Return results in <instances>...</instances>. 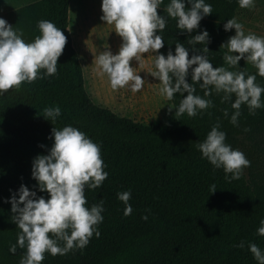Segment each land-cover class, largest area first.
<instances>
[{"label": "trees", "instance_id": "trees-1", "mask_svg": "<svg viewBox=\"0 0 264 264\" xmlns=\"http://www.w3.org/2000/svg\"><path fill=\"white\" fill-rule=\"evenodd\" d=\"M169 2L163 0L158 9L167 20L159 33L164 39L159 51L166 56L181 43L189 48L191 58L188 41L206 29L209 60L214 67L228 69L223 59L227 48L221 45L234 29L225 31L223 25L264 7V0H255L251 9L240 8L237 0H206L213 13L189 34L177 29L176 20L163 11ZM69 10L70 0H37L0 15L23 32L26 42L40 35V20L53 22L67 37L55 75L22 83L0 95V264H19L25 252L19 247L15 254L9 251L20 230L11 220V203L5 199L21 184L47 198L48 193L40 192L32 178L33 159L48 154L54 142L49 139L52 129L67 125L79 128L100 145L108 177L95 190L86 187L85 195L86 207L103 201L104 220L98 225L100 236L94 233L85 248L56 256L46 252L42 264H257L248 244L264 250V236L257 235L264 219V108L250 114L247 105H242L239 126H234L231 101H222L224 94L214 90L204 97L199 84L195 94L210 99L213 106L194 117L180 116L176 127L146 124L96 103L87 90L69 31ZM195 47L203 49L205 44ZM187 79L191 83L190 75ZM256 83L264 86V77L257 75ZM182 98L176 93L173 105L178 107ZM235 98L233 94L232 101ZM50 106L61 108L55 125L42 114ZM217 123L226 133V143L251 162L240 179L226 178L223 169H214L196 148ZM213 184L217 190L211 193ZM128 190L133 211L125 216V205L117 194ZM145 214L147 220L142 219ZM241 241L245 247H236Z\"/></svg>", "mask_w": 264, "mask_h": 264}, {"label": "clouds", "instance_id": "clouds-1", "mask_svg": "<svg viewBox=\"0 0 264 264\" xmlns=\"http://www.w3.org/2000/svg\"><path fill=\"white\" fill-rule=\"evenodd\" d=\"M237 3L240 8L251 9L255 0H237ZM162 4L163 0H102L101 20L114 26L122 43L116 54L111 50L99 54L92 51V64L98 75L107 77L111 89L141 91L147 78L139 73L146 71L159 81L158 88L154 89L159 96L168 101H172L176 93L183 97L178 107L169 105V111L176 109L177 118L184 114L194 117L212 107V101L204 97L210 96L213 90L224 94L222 101H231L235 111L230 122L234 126H239L242 105H247L250 114L264 108V86L256 83L257 75L264 77V37L251 32L245 34L243 25L235 18L228 19L223 25L225 31L235 29V35L221 45V48H227L223 55L225 63L235 67L244 59L257 69L256 74L214 67L207 56L209 33L206 29L188 41L193 50L191 58L189 48L181 43H176L174 53L169 50L165 56L159 51L164 47V39L159 33L167 24L165 16L158 12ZM163 11L176 20L177 29L189 34L200 27L205 16L213 13L206 0H170ZM37 27L40 35L32 42H26L21 30L14 29L0 17V95L19 88L22 83H33L38 78L57 73L58 59L67 37L49 20L38 21ZM197 44H205V47L197 49ZM145 53L154 54L150 63L145 61ZM133 59L138 62V67L130 63ZM189 75L191 83L187 79ZM196 84L204 90V97L195 94ZM42 114L55 125L61 108L46 107ZM224 116L229 117L228 109L224 110ZM53 138L48 154L37 155L32 163V178L37 181L40 192L48 193L47 198L21 184L10 198L5 199L11 203V220L20 230L9 251L15 254L17 247L25 250L19 264H42L46 252L52 256L64 255L73 248H85L94 233L97 238L100 236L98 225L104 220L103 201L89 208L85 195L86 187L95 190L108 177L100 145L72 125L54 127L49 136V139ZM196 148L214 169L222 168L228 179H240L243 169L251 164L241 150L226 143V133L220 130L219 123ZM216 190V186L211 185V193ZM117 198L125 205L124 215H130L133 211L129 203L131 190L118 193ZM142 219L147 220L148 216L145 214ZM257 235L264 236V219L260 220ZM61 241L63 246H60ZM235 246L244 248L245 242ZM248 249L257 264H264V250L255 243H249Z\"/></svg>", "mask_w": 264, "mask_h": 264}, {"label": "rangeland", "instance_id": "rangeland-1", "mask_svg": "<svg viewBox=\"0 0 264 264\" xmlns=\"http://www.w3.org/2000/svg\"><path fill=\"white\" fill-rule=\"evenodd\" d=\"M34 1L37 0H0V15ZM97 1L102 2V0H71V3L74 4L73 6L76 8V13L80 15V19H84L86 14L91 13L93 7L98 9ZM93 2L95 4H92ZM237 22L243 25L245 34L251 32L264 37V7L255 8L252 14L241 18ZM113 27L104 31H96V33H93L92 30L87 33L81 30V34L77 30L74 32L76 37L80 39L77 51L83 65L86 87L92 98L102 106L115 108L120 113L129 115L135 120L146 124H161L167 127L179 126L180 121L175 116V108L169 111V105H173V102L159 96L154 91L159 86V81L156 78L141 71L139 74L147 78L145 86L141 91L132 93L126 88L112 90L107 77L100 76L94 71L95 65L92 64L94 54L92 51L99 54L102 51L111 50L113 54H116L120 49L122 39L116 34ZM232 35H235V29L232 31ZM144 55L145 61L149 63L154 59L153 54L148 55L145 53ZM130 63L133 67H138V62L135 59ZM239 63L240 65L229 67V70L236 72L241 69L257 70L251 63L247 64L244 59H241Z\"/></svg>", "mask_w": 264, "mask_h": 264}, {"label": "bare ground", "instance_id": "bare-ground-1", "mask_svg": "<svg viewBox=\"0 0 264 264\" xmlns=\"http://www.w3.org/2000/svg\"><path fill=\"white\" fill-rule=\"evenodd\" d=\"M92 2V1H91ZM92 4H95L94 2ZM102 2L97 1V8L93 7L91 13L89 15L86 14L84 19H80V15L76 13L75 6L72 5V13H71V25L70 31L73 33L74 45L78 50V44H80V39H78L75 35V30H77L81 34V30L84 33H87L89 30H92L93 33L96 31H104L106 29L112 28L113 25H107L106 22L101 20L102 10H101ZM90 5V4H89ZM80 13V12H79ZM85 13V11H84ZM73 20V21H72Z\"/></svg>", "mask_w": 264, "mask_h": 264}, {"label": "crops", "instance_id": "crops-1", "mask_svg": "<svg viewBox=\"0 0 264 264\" xmlns=\"http://www.w3.org/2000/svg\"><path fill=\"white\" fill-rule=\"evenodd\" d=\"M72 3H71V0H70V10H69V17H70V15H71V9H72ZM70 25H71V20L69 21V29H70ZM153 56H154V54H153ZM146 60V59H145ZM147 62V61H146ZM143 73L144 74H146V71H143ZM84 75H85V73H84ZM96 103H98V102H96ZM98 104H100V103H98ZM100 105H102V104H100ZM104 106V105H103ZM107 107V106H106ZM109 108H111L113 111H115L116 113H118V114H120V115H123V116H127V117H130V118H132V119H134L133 117H131V116H129V115H126V114H122V113H120L117 109H115V108H112V107H110L109 106Z\"/></svg>", "mask_w": 264, "mask_h": 264}]
</instances>
